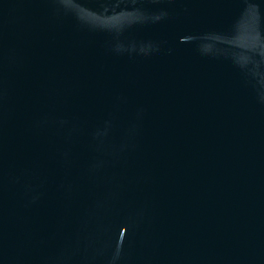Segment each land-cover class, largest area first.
I'll return each instance as SVG.
<instances>
[{"label": "water", "instance_id": "water-1", "mask_svg": "<svg viewBox=\"0 0 264 264\" xmlns=\"http://www.w3.org/2000/svg\"><path fill=\"white\" fill-rule=\"evenodd\" d=\"M0 264H264V0H0Z\"/></svg>", "mask_w": 264, "mask_h": 264}]
</instances>
